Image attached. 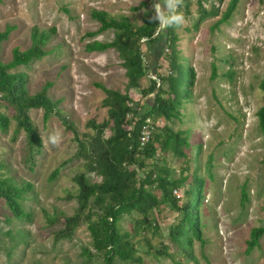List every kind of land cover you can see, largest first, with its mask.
Listing matches in <instances>:
<instances>
[{
  "label": "rangeland",
  "instance_id": "obj_1",
  "mask_svg": "<svg viewBox=\"0 0 264 264\" xmlns=\"http://www.w3.org/2000/svg\"><path fill=\"white\" fill-rule=\"evenodd\" d=\"M141 0H3L0 4V31L8 24L15 26L0 52V63L13 58L15 49L26 50L31 44L34 27L55 28L49 48L51 54L29 66L12 72L28 74L27 90L39 92L51 82L49 94L60 99V108L80 133L94 134L90 120L103 122L109 109L103 105L106 93L98 84L128 93L134 102L146 108L155 92L143 95L152 78L169 76L171 50L166 49V31H161L154 45L144 44L148 58V75L140 88L128 89V78L118 53L113 50L88 53L84 45L93 40L108 42L114 31L107 30L95 37L100 24L90 12L104 10L117 16L127 15L138 25L143 24L144 9L134 10ZM229 0H208L205 8L219 10V15L201 18L198 0H191L189 10L178 8L185 23L176 27V50L182 64L196 72L190 100L180 107V116L157 127V133L171 128L187 136L189 146L182 149L186 156L161 151L158 157L173 170L172 178L188 177L186 184L174 195L185 202L192 177L204 180L200 204L202 244L182 245L172 239L171 231L183 216L168 204L156 209L155 222L145 235H135L132 228L136 214L126 215L120 222L123 233H130L137 245V256L144 264H264V236L260 247L246 253L253 228L264 225V137L259 128L257 112L263 105L260 83L264 80V0H240L231 20L215 28ZM184 69V73H185ZM171 74V75H172ZM166 87V86H165ZM142 109V108H141ZM0 111L10 118L7 133L0 132V179L12 178L29 183L32 190L23 201L30 220L13 218L8 207L0 203V264H82L83 248H91L87 225L81 223L73 237L57 239L62 227L51 225L47 214L55 211L68 216L78 209L79 187L75 175L85 172L90 182L100 178L89 171L74 133L57 116L44 120V110H31L30 115L43 140L42 152L32 163L27 154L24 130L16 133L13 109ZM155 131V132H156ZM58 134V143L50 137ZM152 161L149 162V164ZM152 166V165H149ZM246 189L248 200L242 203ZM158 195L160 192L155 191ZM5 216H10L7 221ZM147 237L148 241L145 240ZM154 247L166 248L169 255L154 257ZM187 250V251H186ZM148 251H150L148 253ZM99 263L97 259L95 264ZM116 264H137L116 261Z\"/></svg>",
  "mask_w": 264,
  "mask_h": 264
},
{
  "label": "trees",
  "instance_id": "obj_2",
  "mask_svg": "<svg viewBox=\"0 0 264 264\" xmlns=\"http://www.w3.org/2000/svg\"><path fill=\"white\" fill-rule=\"evenodd\" d=\"M208 0H198L201 18L209 15H219V10L205 8ZM221 3L225 0H219ZM3 0H0V4ZM179 7L189 10L191 0H178ZM240 0H229L225 12L214 24L215 28L231 20L239 6ZM153 0H141L134 10L144 9L143 24L138 25L127 15L114 16L107 11L92 9L90 16L100 24L97 31L88 32L86 37H95L107 30H113L115 35L112 41L105 42L93 40L88 42L85 51L88 53L115 50L126 71L129 88H140L141 81L148 75V58L143 51L144 44L154 45L161 31H158L155 22L149 20L154 12ZM175 26L167 28L166 49L171 50L169 65L175 74L167 77L158 75L160 79L151 80L148 89H143L147 96L155 92V98L148 107L143 108L133 101L128 93L107 88L103 84L98 86L105 91L106 97L103 105L108 107L109 115L103 122L90 120L87 124L94 134H82L75 124L69 120L60 108V99H53L49 89L51 82L43 88L30 94L27 90L28 74L25 72H12V70L29 66L36 60L51 54L49 48L55 28L41 30L34 27L31 34V44L26 50L15 49L13 58L7 63H0V106L13 109L17 123L16 133L24 130L27 137V156L33 163L36 155L43 149V140L37 126L30 115L31 110H44V120L57 116L63 125L74 133L79 147V157L85 159L88 170L100 178L90 182L85 172L75 175V182L79 187L77 194L78 209L73 216L55 211L48 215L51 225L60 224L62 227L56 232L57 239L71 238L76 228L84 223L87 225L91 237V248H83V263L116 264L134 262L144 264L137 256V245L130 233H123L120 222L126 215L136 214L138 219L132 228L135 235H145L155 222L151 219L153 212L168 204L179 212L182 222L171 231L172 239L188 246L193 245L194 239L205 244L201 228L200 204L204 190V180L199 176L192 177L190 189L185 202L174 195V190L179 189L189 180L181 176L173 179V170L167 167L164 159L158 157L160 150H171L175 155L186 156L182 147L189 146L187 136L183 132H175L171 128L164 129L161 133L154 132L150 142L145 147H140L141 125L151 118L154 121L165 118L171 121L180 116V107L186 100H190L195 83L196 72L192 66L184 65L179 60L178 51L175 49L178 36ZM15 26L8 24L6 29L0 31V52L3 43L7 42ZM184 69L186 70L184 73ZM166 86V87H165ZM264 102V80L260 83ZM142 108V109H141ZM259 128L264 137V103L257 112ZM10 128V118L0 111V132L7 133ZM158 129V128H156ZM152 161L150 164L149 162ZM264 163V160H262ZM152 165V166H149ZM32 190L29 183L18 182L15 179H0V203L5 204L15 219L30 220L31 215L25 211L23 201ZM158 190V195L155 191ZM248 200L246 189L242 192V203ZM7 221L10 216H5ZM264 236V225L255 227L250 233L246 253L250 254L255 248L260 247V240ZM145 240L148 241L147 237ZM151 254L158 258L169 255L166 248L154 247ZM187 251V250H186ZM150 251H148L149 253ZM196 264V258L188 252Z\"/></svg>",
  "mask_w": 264,
  "mask_h": 264
},
{
  "label": "clouds",
  "instance_id": "obj_3",
  "mask_svg": "<svg viewBox=\"0 0 264 264\" xmlns=\"http://www.w3.org/2000/svg\"><path fill=\"white\" fill-rule=\"evenodd\" d=\"M152 8L154 12L149 16V20L157 25L158 31H164L169 27H181L185 23V17L178 11V0H153ZM53 144L58 143L59 136L54 134L50 137Z\"/></svg>",
  "mask_w": 264,
  "mask_h": 264
},
{
  "label": "built area",
  "instance_id": "obj_4",
  "mask_svg": "<svg viewBox=\"0 0 264 264\" xmlns=\"http://www.w3.org/2000/svg\"><path fill=\"white\" fill-rule=\"evenodd\" d=\"M164 122L163 118H159L157 120H153L151 118L144 121V123L141 125V131H140V147H145L151 140L155 130L157 127H160V125ZM175 193L177 192V189L174 190Z\"/></svg>",
  "mask_w": 264,
  "mask_h": 264
}]
</instances>
